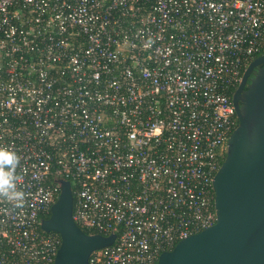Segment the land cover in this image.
Segmentation results:
<instances>
[{"label":"built area","instance_id":"1","mask_svg":"<svg viewBox=\"0 0 264 264\" xmlns=\"http://www.w3.org/2000/svg\"><path fill=\"white\" fill-rule=\"evenodd\" d=\"M264 53V0H0V264H52L41 229L74 187L80 229L115 234L89 264H156L215 223L232 96Z\"/></svg>","mask_w":264,"mask_h":264},{"label":"water","instance_id":"2","mask_svg":"<svg viewBox=\"0 0 264 264\" xmlns=\"http://www.w3.org/2000/svg\"><path fill=\"white\" fill-rule=\"evenodd\" d=\"M232 103L238 125L212 182L215 223L162 252L156 264H264V54L247 66ZM58 183L59 196L41 222L44 232L60 238L52 264H89L90 254L111 246L115 234L80 229L72 219L70 182Z\"/></svg>","mask_w":264,"mask_h":264},{"label":"clouds","instance_id":"3","mask_svg":"<svg viewBox=\"0 0 264 264\" xmlns=\"http://www.w3.org/2000/svg\"><path fill=\"white\" fill-rule=\"evenodd\" d=\"M18 157L14 152L0 148V193L9 199H14L19 205L22 202L23 194L15 188L17 179L14 172Z\"/></svg>","mask_w":264,"mask_h":264},{"label":"trees","instance_id":"4","mask_svg":"<svg viewBox=\"0 0 264 264\" xmlns=\"http://www.w3.org/2000/svg\"><path fill=\"white\" fill-rule=\"evenodd\" d=\"M263 53L259 54V55H262ZM257 55V56H259ZM71 191H72V195H74V187L71 186ZM49 214L45 215L44 218H48ZM83 231L86 233V234H89V235H94V234H97L96 231L94 230H88V229H83Z\"/></svg>","mask_w":264,"mask_h":264},{"label":"flooded vegetation","instance_id":"5","mask_svg":"<svg viewBox=\"0 0 264 264\" xmlns=\"http://www.w3.org/2000/svg\"><path fill=\"white\" fill-rule=\"evenodd\" d=\"M263 54H264V53H263ZM263 54H262V55H263ZM259 56H260V55H259ZM256 70H257V68H255V69L252 71L251 75L248 77V80H247V82L245 83V85H244V87H243V90H244V91L247 89V87H248V85H249V80L253 77V75L255 74Z\"/></svg>","mask_w":264,"mask_h":264}]
</instances>
